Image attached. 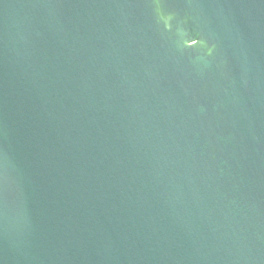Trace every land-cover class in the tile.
Instances as JSON below:
<instances>
[{"label": "water", "instance_id": "1", "mask_svg": "<svg viewBox=\"0 0 264 264\" xmlns=\"http://www.w3.org/2000/svg\"><path fill=\"white\" fill-rule=\"evenodd\" d=\"M0 264H264V0H0Z\"/></svg>", "mask_w": 264, "mask_h": 264}]
</instances>
